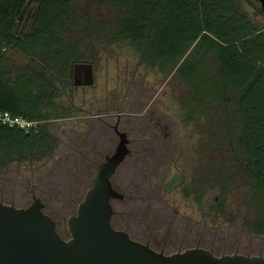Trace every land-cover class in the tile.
I'll list each match as a JSON object with an SVG mask.
<instances>
[{"label": "rangeland", "instance_id": "374dc122", "mask_svg": "<svg viewBox=\"0 0 264 264\" xmlns=\"http://www.w3.org/2000/svg\"><path fill=\"white\" fill-rule=\"evenodd\" d=\"M75 6L102 24L119 13L103 0H76ZM35 9H27L17 35L30 25ZM243 10L264 29V16L246 5ZM7 56L15 65L27 62L18 53ZM82 56L93 65L94 86L64 90L56 112L62 118L52 122L58 152L1 173L0 203L24 209L36 196L69 240L68 219L76 215L98 166L114 154L120 119L131 155L113 180L124 196L112 201L114 227L164 255L201 248L218 257H264V238L246 230V220L255 214L247 172L236 167L226 145L212 139L207 125L188 123V88L174 74L166 78L141 65L123 45L94 40L84 44ZM222 179L232 185L225 189Z\"/></svg>", "mask_w": 264, "mask_h": 264}, {"label": "trees", "instance_id": "16d2710c", "mask_svg": "<svg viewBox=\"0 0 264 264\" xmlns=\"http://www.w3.org/2000/svg\"><path fill=\"white\" fill-rule=\"evenodd\" d=\"M103 1L119 12L110 24L79 12L76 0H0V112L38 123L30 130L0 126V174L58 152L52 122L62 118L59 100L74 88L84 44L123 45L141 65L166 78L174 74L188 88L186 120L207 125L247 172L255 214L246 230L264 238L263 29L234 0ZM31 6L32 21L17 35ZM8 52L27 62L15 65ZM231 183L222 179L225 189Z\"/></svg>", "mask_w": 264, "mask_h": 264}, {"label": "water", "instance_id": "95a60500", "mask_svg": "<svg viewBox=\"0 0 264 264\" xmlns=\"http://www.w3.org/2000/svg\"><path fill=\"white\" fill-rule=\"evenodd\" d=\"M73 79L76 88L94 86L93 65L75 64ZM114 129L119 144L99 165L76 215L68 219L69 240L61 237L36 196L24 209L0 203V264H264V257H218L201 248L164 255L114 229L112 201L124 196L114 189L112 178L130 155L127 134Z\"/></svg>", "mask_w": 264, "mask_h": 264}, {"label": "built area", "instance_id": "2783aa9c", "mask_svg": "<svg viewBox=\"0 0 264 264\" xmlns=\"http://www.w3.org/2000/svg\"><path fill=\"white\" fill-rule=\"evenodd\" d=\"M38 123L30 122L22 117L14 116L7 112H0V126L30 130L37 126Z\"/></svg>", "mask_w": 264, "mask_h": 264}, {"label": "flooded vegetation", "instance_id": "af4514ba", "mask_svg": "<svg viewBox=\"0 0 264 264\" xmlns=\"http://www.w3.org/2000/svg\"><path fill=\"white\" fill-rule=\"evenodd\" d=\"M234 1H236L238 4H239V6L240 7H242L243 8V5H246V6H248V7H250V8H252V10L254 11V12H257L258 13V15L259 16H264V10H263V5H262V1H260V0H234ZM262 31H264V29L262 30ZM120 123H121V121H120V119L117 121V123H116V125L115 126H118V129H119V127H120ZM114 126V127H115ZM120 131V130H119ZM114 132H115V129H114ZM130 141V140H129ZM129 147H130V144H129ZM113 155V154H112ZM112 155H108V156H112ZM130 155H131V150H130ZM130 155L127 157V158H129L130 157ZM106 158H107V156H106ZM127 158H126V160H127ZM126 160H125V162H126ZM105 161H106V159H105ZM124 162V163H125ZM123 163V164H124ZM123 164L118 168V170H117V172H116V174L114 175V177L112 178V184H113V180H114V178L116 177V175H118V171L120 170V168L123 166ZM113 187H114V185H113ZM115 189V188H114ZM116 190V189H115ZM117 191V190H116ZM118 192V191H117ZM113 219V218H112ZM112 226H113V224H112ZM113 228L114 229H116V230H119V229H117L116 227H114L113 226ZM119 231H122V230H119ZM125 232V231H124ZM127 233V232H126ZM130 236V235H129Z\"/></svg>", "mask_w": 264, "mask_h": 264}]
</instances>
